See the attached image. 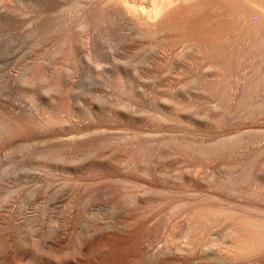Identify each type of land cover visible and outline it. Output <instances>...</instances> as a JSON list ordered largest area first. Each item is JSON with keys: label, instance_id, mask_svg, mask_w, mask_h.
I'll return each mask as SVG.
<instances>
[{"label": "bare ground", "instance_id": "obj_1", "mask_svg": "<svg viewBox=\"0 0 264 264\" xmlns=\"http://www.w3.org/2000/svg\"><path fill=\"white\" fill-rule=\"evenodd\" d=\"M75 4L79 8L78 19L72 21L74 26L78 25L75 36H70L69 23L67 26L58 27L57 36L51 37L50 33L55 31L54 27L50 26L51 23L40 31L35 28L36 32H39L37 36H40L39 38L34 36L35 39L39 40L42 36L40 41L44 43L39 41L40 44L35 43L36 47H32L34 44L32 43L30 45L32 48L26 49L22 59L23 67L17 73L21 76L17 85L32 105V109H28L29 114L10 111L0 97V142L15 141L18 136L28 134L44 135L31 144L19 145L21 148L25 147L23 170L33 175L38 183L19 200L20 211L30 203L40 204L42 210L24 216L19 223L12 219L6 222V217L0 221V264H171L174 263L170 262L174 258H178L182 264H243L246 253L264 246V220H258L246 213L250 210L249 206L244 205L246 203L236 204L231 200L234 207L223 205L222 208L213 209L216 215L224 217L227 221L231 219L232 222L225 233L217 237L221 241L201 235L194 240L196 242L194 244V241L187 240L192 233L196 217L206 208L200 205V197L196 192L185 189L190 178L187 179L185 174L184 177L173 174L168 171L165 163L160 167L138 165L133 170L143 178L145 188L142 194L131 191L125 193L120 183L116 184V179L107 175L109 168L105 160L117 153H125L128 156L136 153L145 156L155 149H163L166 151L156 150L155 154L157 160L166 161L171 157L168 146L182 152L189 150L188 152L192 154L205 157L226 152L228 145L236 139L230 140L228 145L224 138L226 143L222 144H220L223 142L222 138L217 139V142L221 140L219 144L213 141L206 145L186 141L185 138V141L171 138L172 140L169 139L171 141L168 142V138L162 135L163 132H158L162 139L157 140L154 135L156 133H145L137 129L130 133L117 132L118 129L114 132V129L108 126L122 123L136 127L143 121H140V116H149L148 120L151 117L154 121L168 124L169 115L166 110L168 106H163L164 102L158 105V96H150V92L147 91L149 87L145 88V83L143 85L149 78L150 81L155 79V72L163 62L168 61V57L174 59L176 67L180 65L184 73L201 63L199 66L202 69L201 75H257L249 83L247 81L246 86L242 85L243 91L241 89L242 92L237 96L239 105L247 104L255 91L264 90V0H120L109 6L101 0H85L84 4L82 0H76ZM6 16V10H0V27L6 26V19H1ZM84 27H89L88 33L100 28L97 34L98 43L84 41L87 38L86 35V38L84 37V30L86 31ZM34 32L32 36L36 34ZM35 39L32 42L37 40ZM48 40L49 42H46ZM10 45L0 47V52L6 51L7 56L12 50ZM62 61L69 64L70 68L63 67ZM247 63L251 66L247 67ZM85 64L88 67L92 64L95 75L101 76L102 81L99 83L96 78L98 87L110 86L109 88L113 89L112 93L104 92L99 95L95 91L87 92L90 97L82 98L81 89V98H74L73 95L75 93L77 95L80 89L59 75H77L83 65L87 66ZM89 69L83 70L88 72ZM132 75L135 77L139 75L141 78L135 80ZM212 85L211 81L204 82V88L211 90L214 87ZM89 88L87 87L88 91L94 87ZM198 107H193L194 112L200 109ZM224 109V106H219L209 112L206 111L208 114L206 112L205 114L211 116L213 122H217L223 116ZM74 112L79 113L81 119H76L67 128L61 129L66 121H70L69 118ZM199 112L196 114L201 120L205 115L201 116ZM192 115L190 114L192 119L193 117L197 119L196 115ZM201 121H205V117ZM214 139L216 141V138ZM236 142L230 147H235ZM13 163L14 161L10 162L11 166ZM11 166L0 169V178H10L13 171ZM256 167L252 162H247L237 167V171L228 172L230 174L227 173V176L224 172L225 179L222 176L219 180L216 179L217 183H213L214 188L223 195H235L234 197L238 199L247 197L252 194L248 185L252 181H257L256 178L260 174L264 175V162ZM117 181L121 182L119 179ZM127 181L124 178L122 180L125 189L127 186L125 187L124 183ZM132 182L139 184L138 181L132 180L130 184H133ZM170 182H174L179 188L168 189ZM14 191L13 188L1 187L0 207L4 208ZM170 192L180 194L181 200L173 204V208H176L174 212L169 218L158 223L157 227L148 229V226L145 228L143 224H140L141 227L135 225L126 236H123L122 229H108L109 222H104L105 224L85 222L69 251L60 242L64 227L68 220H71L67 210L62 209L52 215L48 222L45 218L47 205L58 198L67 202V206L70 202L104 200L110 207L108 212L114 213L119 212L127 203H161L168 206ZM219 196L214 195L212 198L223 203L224 198ZM189 207L194 208L191 210L192 216L187 225L181 226L182 231H179V226L171 222V218L189 210ZM153 232L160 234L161 245L150 256H143L141 246L144 240H141L143 237L148 238ZM224 242L228 243L230 248H225V245H222Z\"/></svg>", "mask_w": 264, "mask_h": 264}, {"label": "rangeland", "instance_id": "obj_2", "mask_svg": "<svg viewBox=\"0 0 264 264\" xmlns=\"http://www.w3.org/2000/svg\"><path fill=\"white\" fill-rule=\"evenodd\" d=\"M29 1L30 0L28 1L27 0H20V1L0 0V10L1 11H3V9L6 10V15H7L6 18L1 17V19L3 20L6 19L5 21L6 26L0 27V47H6V44L12 45V46L10 45L12 50L9 53H7V56H6V51L0 52V97L6 103V107L10 111L15 112L17 114H23V115L29 114L28 109H32V105L29 102V99H27L28 97L26 98V96L21 92V90L18 89L19 88V85H17L19 84L18 79L21 76L17 75V73H19V71H21L23 67L22 59L24 57L26 49L28 47L30 48L31 46L36 47L37 46L36 44H40L39 41L42 40V36L39 40L37 39L40 36L39 37L37 36V33L39 32H36L35 28H37V30L40 31V29L43 28L45 25L47 26L52 23V25L50 26L54 27L55 31L53 30L54 32L52 33L49 32V33L51 34V37L52 36L55 37L57 36L58 30H59L58 27H63V25L67 26L70 23V28L74 32L73 33L70 30V36L71 37L75 36L77 33L78 25L76 24V26H74L75 24L73 22H75L78 19L77 13L79 12L77 11L79 8H77L75 4L76 0H50V1L40 0L41 4H39L40 1L38 3V0H32L30 2ZM101 1H104L106 4H108L107 6H109V5H112L115 1L117 2L120 0H101ZM37 3L40 6H38ZM84 3H85V0H82V4ZM74 15H77V16H74ZM74 19L75 21H73ZM71 22L73 23V25L71 24ZM72 26L74 29L72 28ZM84 28L87 31L86 32L84 30V37L86 38L87 36L86 39L83 38L84 41H86V43L88 42L93 43L94 41H95L94 43H98L99 37L97 34L100 32V28H97L95 31H93V33L92 31L88 33V31L90 30L89 27H84ZM32 29H34L35 32ZM30 30H32V34L33 32L36 34L32 36ZM34 36L37 37L36 38L37 40L35 39ZM34 39L38 43L36 41L32 42L34 41ZM46 42H49V40ZM32 43L34 44L31 45ZM176 64L177 63L174 61V59L172 60V58L168 57V61L163 62L159 70L155 72V76H154L155 79H152L153 78V75H152L151 81L149 78L148 82L147 81L143 82V85L144 83L146 85L145 88L149 87L147 91L150 92V93L148 92L150 96L152 97L158 96V101L156 100L158 102L157 103L158 105L160 104V102L161 104L164 102L162 105L165 107L168 106V109L166 108V110L168 111L167 114L170 116V117L168 116V120H167L168 124H166L165 122L160 123L156 119H155L156 121H154L151 117L149 118L150 120H148L147 117L149 116H144V117L140 116V121L141 120L143 121L136 127L124 125L122 123L110 124L108 127L111 128L112 130L114 129L113 130L114 132H116V130L118 129L117 132L130 133L131 131L137 129L140 131L143 130V132L145 133L146 132L156 133L154 134L156 139L157 138L159 139L160 136L163 135L168 138V142L172 140L171 138H179L181 140H184L185 138L186 141L191 140V141H195L196 143L201 142L206 145V143H212L213 141L215 143H218L219 141L221 142V140H218L217 142V139L222 138L223 140L224 138L225 140H227L226 141L227 143L223 140V142L221 143L219 142L220 144L226 143L228 145L229 144L228 142L230 140L233 141L236 139L235 142L237 141L236 143L238 145L236 144L235 147H230L232 144L235 145V142L233 141L234 143L232 142V144L228 145L227 147L229 150L227 151V148H226V152L223 151L224 154L222 152L221 154L217 153L215 154V156L212 155V156H207V157L192 154L188 152L189 150L182 152L181 150L175 149V147L172 149L171 146H168V153L171 157H168L166 161L157 160V156L155 154L157 153L156 150L158 152L166 151L163 149L162 150L155 149L154 152L152 151L151 154H148L145 156H141V154L139 155L136 153H135L136 155L132 154L130 156H128L125 153H117V154H114L113 156L112 155L108 156V158H106L105 160V163L107 164L109 168L107 175L116 179L115 181L116 184L120 183V185L123 188L122 189L123 192L127 193L128 191L129 192L131 191V192H136L140 194L144 190L146 183L143 180V178H141V176H139L136 172H134L135 170L133 169L137 167L138 165H143V164H149L151 166L160 167L162 164L165 163L168 166V171L178 176H181V177L185 176L187 179L190 178L187 180L188 183L185 189L191 192H196L198 197H200V200H199V203L201 202L200 205L201 206L203 205L206 208L200 215H198V217H196V220L194 222L195 225L187 241L193 242L194 240H197L196 238L201 235H205L208 238H212L218 241L219 239H217V237L225 233L228 225L232 222V220L229 219L227 221V219H225L224 217H220L219 215H216L213 209L216 210L218 208H222L223 205L229 206V208L234 207L233 203H236V204L246 203L244 205L249 206V209H250V210H247V212L245 211L246 213L250 214L251 216L256 217L258 220H264V175L263 173H262L263 176L261 174L260 176H257L256 178L257 181L256 180L254 182L252 181V183L248 185L250 187L246 185L249 188V190H251L252 194L244 198L240 197V199H238V197H234L235 195H231L232 197L230 195H223L222 193H220V191H217V189L214 188V184H213V183H217L216 179L219 180L221 176L225 179V176H223L224 172H226L225 174L227 176L231 172L237 171L239 167L243 166V164L247 162H252L253 166L255 167L256 165L258 167L259 163L264 162V101H263L264 100L263 98L264 90H257L259 94L257 91H255V93L252 95L251 99L249 100L247 104L239 105V99H238L239 97L237 98L238 94L240 95V93L243 91L244 86H246L250 81L255 79L257 75H201L202 69L199 67L201 63L197 64L198 68H197V65H195L192 69H190L191 71L190 70L189 72L185 71L184 73V70L182 69V67H180V65H177L178 67H176ZM61 65L63 67L65 66L66 69L70 68L68 66L69 64L64 63L63 61ZM86 65L87 64H85V66ZM246 66L249 67L251 65L250 63H247ZM82 68L83 69L90 68V69L87 72V70L84 71ZM82 68L80 72H82L83 70L82 72L83 74L79 72V74L77 73V75H59L60 77H63L66 80L71 81L72 82L71 85L75 86L76 88L78 87V90L80 89L79 90L80 92L77 93V95L76 93L73 95L75 96L74 98L76 97H77L76 99L81 98L80 97L81 89L83 91L82 92L83 95H81L82 98L90 97L88 96L89 94H87V92L92 93L95 91V93L99 95H102L104 92H107V93L109 92V94L113 92L112 87L109 88L110 86L109 87H104V86L98 87V83L102 81V78L100 75H98L99 78L101 79L100 80L98 76L95 75V70H94L95 68L93 67L92 64H89V67L88 65L86 67H84L83 65ZM180 68L182 69L183 72L181 71ZM249 76L252 77V79ZM134 77L135 75H132V78ZM96 78L98 79V83H96L97 81ZM135 78H134L135 80H138L139 78H141V76L139 77L138 75ZM206 79L208 81L213 82L212 87L213 86L214 87L213 89L211 88L212 91L208 88H204V82H207ZM94 84L97 86H94ZM90 85H93V86H90ZM87 87L88 88L90 87L89 89H92L93 87L96 89L94 90L93 88V90L88 91ZM84 88L87 89V91ZM260 103L262 105H260ZM183 105L186 107H184ZM194 106L200 107V109L198 107L199 110H195V111L197 112L200 111L199 113H201V116L205 115L204 117L207 123L205 121L203 122L201 121L204 119V117H202L203 119L201 120H200L201 117L197 118V114H196L197 112H194V108H193ZM219 106H224L225 112L223 113V116L220 118V121L219 120L217 122L214 121L216 123L215 124L211 120L210 118L211 116H208L206 114H208L207 112ZM201 107L203 109H201ZM190 110L191 112L193 111L192 112L193 114L195 113L197 119H195V117H193L192 119V117L190 116V114L192 115V113L190 112L189 114ZM73 114L74 115H72L69 118L70 121H66L61 126V129L67 128L69 124L73 122L74 120L81 119L78 116L79 113L74 112ZM195 115H192V116H195ZM207 116L209 117L208 120L206 119ZM151 119L153 120L152 123H151ZM146 122H147V125H146ZM154 123H156V125ZM164 124H166V126ZM161 125H163V128H161ZM202 126L204 130H202ZM154 128H156L157 130ZM205 129H207L208 131L207 130L205 131ZM158 132L160 133L163 132V134L162 135L160 133L158 134ZM165 132H167L168 134L166 135ZM58 133L60 134V132ZM43 137L44 135L40 133L28 134V135L18 136V138L16 139L17 141L15 140V141H10V142H4V141L0 142V169L4 167H10L11 166L10 162L14 161L13 166H11L13 168V171L10 174V178H6V179L0 178V190H1V187L3 186L6 188L15 189L10 199L4 205V208L3 206L0 207V211H1L0 221L1 220L3 221L4 218L6 217V222L8 219H12L14 222L19 223L28 214L32 215L33 213H38L42 210V206L40 204L30 203L29 204L30 206L27 205L25 206V209L24 208L22 209L23 211L22 210L20 211L19 200L23 196L26 195L27 191L31 187H34L38 183H37V179L33 175H30L23 170V165L25 163L24 162L25 157L23 158V155H24L23 151L25 147L21 148L19 145H21L22 143L31 144L36 139L43 138ZM166 137H163V138H166ZM214 138H216V141ZM218 144H214V145H218ZM169 148H171L174 151H172ZM14 155L16 157H14ZM255 161L257 162L255 163ZM240 163H242V165H240ZM231 165L233 167L235 166L236 169L235 168L233 169V167H230ZM123 178L124 180L126 179V181L127 179L130 181L131 180L138 181L139 184L138 183L136 184L133 182H132L133 184H130V181H127L128 184L126 182L124 183L125 187L127 186V188L125 189L122 184ZM117 179L121 180V182L117 181ZM212 184L213 186H211ZM177 188L179 187L174 182L168 183V189L176 190ZM214 195L215 196L220 195L219 197L224 198L225 200L223 199V201L225 202L227 200V202L222 203V201L220 200L218 201L216 199H213L212 197ZM179 200H181L180 194L170 192L168 193V206L161 204V203H153V204L146 203V202H139L137 204L127 203L129 206L126 207L127 204L123 205L125 209L122 208L119 210V212L110 213L108 212L109 205L104 200L86 201L82 203L70 202V204L67 206V202H64L62 201L61 198H58L57 200L55 199L54 202H51L47 205L48 211H47L45 218H46V221L48 222L52 218L51 217L52 215L57 214V212L59 213L62 209L67 210L69 219L71 220H68L67 222L68 224L64 227L63 237H61L60 242L62 243L64 248L65 249L67 248L66 250L69 251L71 250L75 242L76 235L82 229V224L85 222H99L103 224L109 222L110 226L108 229L110 230L114 228L122 229L124 230L123 236H126L128 231L131 229V227H134L135 225L143 224L145 228L148 226L147 227L148 229L157 227L158 223H160L162 220H165L167 217L169 218V215H171L174 212L176 208L175 209L173 208L174 207L173 204L175 202H178ZM231 200L233 201V203ZM191 208L182 214L173 216V218H171L172 221L170 219L168 220V223H170V221L175 223V225L179 226L178 230L182 231V227L184 226V224L187 225V223L189 222V219L192 216L191 213L193 211L191 212V210H194V208L192 209ZM109 211H111V209ZM202 227L204 228V230ZM159 236L160 234L158 232H153L151 236H149L148 238H145V239L144 237L142 238L141 241L144 240L141 246L143 256H148V255L150 256L151 253L153 254L154 252H156V250L160 247L159 245H161ZM194 244H196V242ZM222 245L223 246L225 245V248H230V245L228 246V243L226 242L222 243ZM244 256L245 257L242 261L243 264H264V246L259 247V248H254L250 250L248 253H246ZM170 262H174L171 264H182V262H180L178 258H174Z\"/></svg>", "mask_w": 264, "mask_h": 264}]
</instances>
